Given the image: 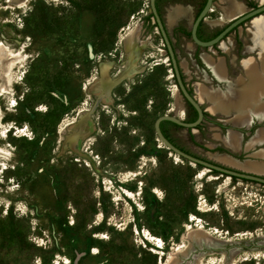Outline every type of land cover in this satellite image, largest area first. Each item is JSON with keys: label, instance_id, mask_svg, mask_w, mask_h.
Here are the masks:
<instances>
[{"label": "rangeland", "instance_id": "obj_1", "mask_svg": "<svg viewBox=\"0 0 264 264\" xmlns=\"http://www.w3.org/2000/svg\"><path fill=\"white\" fill-rule=\"evenodd\" d=\"M204 2L156 3L165 24L171 6L190 8L169 38L190 94L211 91L199 126L163 131L186 153L264 176L246 168L264 165V115L248 112L264 97L236 107L251 66L264 91V13L206 49L188 34ZM261 5L213 0L201 40ZM203 54L225 59L224 79ZM164 114L192 111L149 0H0V264H264V186L171 154L154 132Z\"/></svg>", "mask_w": 264, "mask_h": 264}, {"label": "water", "instance_id": "obj_2", "mask_svg": "<svg viewBox=\"0 0 264 264\" xmlns=\"http://www.w3.org/2000/svg\"><path fill=\"white\" fill-rule=\"evenodd\" d=\"M213 3V0H206L205 5L198 13V15L193 19L190 28V38L192 42L203 48H212L216 44L220 43L233 29L238 27L241 23H244L247 20H250L261 13H264V5L259 6L258 8L251 10L247 13H244L234 19L229 25L223 28L214 38L208 41H202L197 36V30L200 23L204 22L206 14L209 12L210 7ZM150 13L152 14L156 27L161 34L164 46L166 48L167 60L169 61V65H171L172 76L176 82V87L178 92L183 99L184 103H188L191 107L196 111L197 118L193 122H185L182 119L176 118L173 115L164 114L159 116L154 122V132L157 137V140L162 144V146L167 149L171 154L178 156L182 160L193 163L200 167H204L209 169L210 171H215L222 175H226L229 177H235L236 179L252 182L264 186V176L255 175L243 171H239L237 169H233L222 165L217 162H210V159L203 160L199 157L193 156L189 153L182 151L180 148L176 147L172 144L168 139L164 137L160 130V124L162 122H170L178 127L186 128V129H195L199 126L203 120L205 110L201 108V104L196 100V97L189 93L183 79H182V71L180 68V64L178 63L176 53L173 49L172 43L169 38V30L166 24L163 22L161 16L159 15L156 8V0H149Z\"/></svg>", "mask_w": 264, "mask_h": 264}, {"label": "crops", "instance_id": "obj_3", "mask_svg": "<svg viewBox=\"0 0 264 264\" xmlns=\"http://www.w3.org/2000/svg\"><path fill=\"white\" fill-rule=\"evenodd\" d=\"M220 10L222 12V16L225 15V11L223 9V7H220ZM169 19L170 22L167 24L166 22V26L169 30H171L173 27H175L180 21L186 19V18H191V10L189 7H184L181 5H175V6H171L169 8ZM210 12H213V9L210 10ZM222 22V21H221ZM220 23V21L217 22H212L213 25L218 26V24ZM206 56V57H205ZM206 59V60H205ZM209 59V60H208ZM211 59V60H210ZM213 59V60H212ZM202 60L204 62V64L206 65V67L210 70V72L212 73V76L217 80V79H224L227 76V67H226V62L225 59L222 57H219L217 59H214L213 57L207 55V54H203L202 55ZM208 60V61H207ZM207 61V62H206ZM223 62V63H222ZM224 64V65H223ZM216 69H215V68ZM180 68L184 71V72H188L187 70V64L185 61H181L180 62ZM221 69L219 72L217 69ZM216 70V71H215ZM219 74V75H218ZM224 74V76H223ZM207 79V78H206ZM247 82V81H246ZM246 82L245 84H243L244 86H239V88L244 89L246 86ZM240 90V89H239ZM211 93V91L208 89V87H206L203 84H199L198 85V89L196 92V100L199 103L201 102V99L199 98V95L203 94V95H209ZM180 102V101H179ZM215 108H213L212 112H215ZM253 118V117H252Z\"/></svg>", "mask_w": 264, "mask_h": 264}, {"label": "bare ground", "instance_id": "obj_4", "mask_svg": "<svg viewBox=\"0 0 264 264\" xmlns=\"http://www.w3.org/2000/svg\"><path fill=\"white\" fill-rule=\"evenodd\" d=\"M257 46V45H256ZM130 49V48H129ZM255 49V48H254ZM252 50H253V48H252ZM261 54V53H260ZM264 54V53H263ZM262 56V55H261ZM264 56V55H263ZM206 57V56H205ZM206 60V59H205ZM209 60V59H208ZM207 60V61H208ZM211 60V59H210ZM213 60V59H212ZM261 60H262V57H261ZM206 61V62H207ZM263 61H264V59H263ZM262 61V62H263ZM223 63V62H222ZM224 65V64H223ZM103 67V66H102ZM215 68V67H214ZM103 69V68H102ZM216 69V68H215ZM218 70V72L221 70L220 68L219 69H217ZM107 71V70H106ZM216 71V70H215ZM104 72V71H103ZM247 72H248V78H247V82H246V86H245V88L244 89H242V88H239L240 90V92H239V103L237 104V108H239L240 110L242 109V107L243 106H246V105H248V102L250 103V100L251 99H254V98H258V97H261V98H263L264 97V91H263V89H261L262 87H263V84H262V81L260 80L261 78V76L258 78L257 76H259V74L256 76L255 75V71H254V67H252L251 66V68L250 69H248L247 70ZM219 75V74H218ZM223 76H224V74H223ZM107 78V77H106ZM109 83V82H108ZM109 84H111V82L109 83ZM114 84V83H113ZM104 85V84H103ZM101 86H102V84H101ZM103 91V90H102ZM263 91V92H262ZM218 99V98H217ZM202 100V99H201ZM254 104V103H253ZM260 104V103H259ZM224 105L225 106H228V109H233V105H234V102H232V101H225L224 102ZM256 105H257V103H256ZM255 105H253V108H251V107H249L248 108V112L250 113V112H252V113H254V114H257L258 116H260V117H263V115H264V109L262 108V109H257V108H255L254 107ZM262 106H264V105H262ZM260 107H261V105H260ZM215 108V107H214ZM237 110V109H236ZM181 113V112H180ZM248 115V114H247ZM246 115V116H247ZM241 117V116H240ZM248 118L249 119H252V115H250L249 114V116H248ZM238 121V120H237ZM77 136V135H76ZM231 137H233V135L231 136ZM235 137V136H234ZM231 141V139H229V142ZM262 157H264V154H262ZM218 159V158H217ZM222 159V158H221ZM223 160V159H222ZM227 161V160H226ZM222 162V161H221ZM229 163V162H228ZM231 166V165H230ZM234 166V165H233ZM235 166H237V165H235ZM255 166V165H254ZM238 168H240V167H238ZM238 168H236V169H238ZM246 168H250L248 171H251V169H253L254 171H256V172H259V173H264V165H262V166H257V167H246ZM204 169H207V168H204ZM244 171V170H243ZM245 171H247L246 169H245ZM200 231V230H199ZM190 232V231H189ZM201 232V231H200ZM197 235H195V237H196ZM203 236H206V235H203ZM202 236V237H203ZM208 237V236H207ZM201 238V237H200ZM192 239V238H191ZM215 240V239H214ZM224 243V242H223ZM203 258V257H202Z\"/></svg>", "mask_w": 264, "mask_h": 264}, {"label": "trees", "instance_id": "obj_5", "mask_svg": "<svg viewBox=\"0 0 264 264\" xmlns=\"http://www.w3.org/2000/svg\"><path fill=\"white\" fill-rule=\"evenodd\" d=\"M159 0H156V3L158 2ZM156 8H157V5H156ZM157 11H158V8H157ZM158 13H159V11H158ZM151 16H152V14H151ZM153 17V16H152ZM189 35H190V33H188ZM218 34V33H217ZM216 34V35H217ZM215 35V36H216ZM197 36H198V38L201 40V38H200V36H199V33H198V31H197ZM166 49V48H165ZM170 67H171V65H170ZM190 93V92H189ZM187 105L189 106V108L191 109V111H192V115H191V117H190V119H189V121L188 122H193V121H195V119L197 118V113H196V111L191 107V105L190 104H188L187 103ZM164 123H169V124H172V123H170V122H162L161 124H164ZM174 125V124H173ZM176 126V125H175ZM161 131H162V129H161ZM162 134L164 135V137L166 138V139H168L167 138V136L165 135V133L162 131ZM169 140V139H168ZM170 141V140H169ZM171 142V141H170ZM172 143V142H171ZM232 179H236L235 177H232Z\"/></svg>", "mask_w": 264, "mask_h": 264}, {"label": "built area", "instance_id": "obj_6", "mask_svg": "<svg viewBox=\"0 0 264 264\" xmlns=\"http://www.w3.org/2000/svg\"><path fill=\"white\" fill-rule=\"evenodd\" d=\"M142 237H143V239L146 241L145 236L142 235ZM159 240H162V239L159 238ZM146 242H148V241H146ZM151 244H153V246H154L156 249L158 248V242H157V241H156V242H151Z\"/></svg>", "mask_w": 264, "mask_h": 264}, {"label": "flooded vegetation", "instance_id": "obj_7", "mask_svg": "<svg viewBox=\"0 0 264 264\" xmlns=\"http://www.w3.org/2000/svg\"><path fill=\"white\" fill-rule=\"evenodd\" d=\"M205 3H206V0H205V2H204V4H203V6L205 5ZM200 25H201V23H200ZM200 25H199V27H200ZM199 27H198V30H199ZM197 30V31H198ZM162 129V131H163V124H160V130ZM161 131V132H162ZM164 132V131H163ZM211 172H215V171H211ZM215 173H217V172H215Z\"/></svg>", "mask_w": 264, "mask_h": 264}]
</instances>
